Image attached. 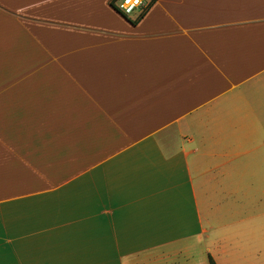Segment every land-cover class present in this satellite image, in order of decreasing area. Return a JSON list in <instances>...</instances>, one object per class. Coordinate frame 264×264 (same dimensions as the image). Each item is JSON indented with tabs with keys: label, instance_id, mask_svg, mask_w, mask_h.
I'll return each mask as SVG.
<instances>
[{
	"label": "crops",
	"instance_id": "1",
	"mask_svg": "<svg viewBox=\"0 0 264 264\" xmlns=\"http://www.w3.org/2000/svg\"><path fill=\"white\" fill-rule=\"evenodd\" d=\"M0 0V264H264V0Z\"/></svg>",
	"mask_w": 264,
	"mask_h": 264
},
{
	"label": "built area",
	"instance_id": "2",
	"mask_svg": "<svg viewBox=\"0 0 264 264\" xmlns=\"http://www.w3.org/2000/svg\"><path fill=\"white\" fill-rule=\"evenodd\" d=\"M151 1L152 0H114L113 6L118 12L128 16L133 11H137L141 14Z\"/></svg>",
	"mask_w": 264,
	"mask_h": 264
},
{
	"label": "trees",
	"instance_id": "3",
	"mask_svg": "<svg viewBox=\"0 0 264 264\" xmlns=\"http://www.w3.org/2000/svg\"><path fill=\"white\" fill-rule=\"evenodd\" d=\"M153 1V0H152ZM148 7H149V5L144 9V11H142V13H141V15L148 9ZM123 16H126V15H124V14H122ZM208 264H216L215 262H214V260L209 256L208 257Z\"/></svg>",
	"mask_w": 264,
	"mask_h": 264
}]
</instances>
